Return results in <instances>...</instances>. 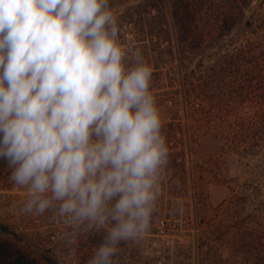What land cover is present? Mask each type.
I'll list each match as a JSON object with an SVG mask.
<instances>
[{
    "label": "clouds",
    "instance_id": "clouds-1",
    "mask_svg": "<svg viewBox=\"0 0 264 264\" xmlns=\"http://www.w3.org/2000/svg\"><path fill=\"white\" fill-rule=\"evenodd\" d=\"M119 32L110 0H0V159L21 214L103 233L87 264L147 236L169 165L153 69Z\"/></svg>",
    "mask_w": 264,
    "mask_h": 264
},
{
    "label": "rangeland",
    "instance_id": "rangeland-1",
    "mask_svg": "<svg viewBox=\"0 0 264 264\" xmlns=\"http://www.w3.org/2000/svg\"><path fill=\"white\" fill-rule=\"evenodd\" d=\"M147 1L151 0L110 2L118 27H124L121 21L130 13L146 12ZM152 1L161 8L169 4V0ZM149 19L144 14L135 16L131 23L136 30L127 25V37L131 39L133 32L145 31ZM168 22L171 25L169 16ZM170 35L175 47L172 28ZM139 49L153 69V79L164 73L168 81L173 75L171 82H163L164 89L156 86L151 90L162 113L164 136L189 133V140L184 160L169 163L166 169L150 232L142 240L120 246L115 264H130L132 249L136 260L154 258L155 264H264V149L257 156H244L237 147L239 126L244 116L249 115L252 121L254 113L237 112L226 117L216 114L209 103L183 93L184 72L191 75L195 70L193 57L185 60L181 73L174 63L161 68L163 55ZM165 90L174 94L162 95ZM181 149L182 146L178 148ZM10 174L8 164L0 168V225L15 233L11 244L35 258L49 250L65 264L91 257L101 244L96 237L82 235L74 244H68V229L59 220L51 219L50 214H21L19 207L25 192L8 180ZM53 229L58 233L48 238L46 231ZM91 241L95 244L89 250Z\"/></svg>",
    "mask_w": 264,
    "mask_h": 264
},
{
    "label": "trees",
    "instance_id": "trees-1",
    "mask_svg": "<svg viewBox=\"0 0 264 264\" xmlns=\"http://www.w3.org/2000/svg\"><path fill=\"white\" fill-rule=\"evenodd\" d=\"M115 1L110 0L111 3ZM254 1L169 0L167 8H161L151 0L146 2V12L130 13V17L121 21L124 27L119 26L122 44L163 55L161 68L174 63L182 73L185 60L189 56L195 59V70L191 75L184 72L182 77L185 96L209 103L210 109L223 117L237 112L254 113L252 121L247 115L238 125L237 147L244 156H257L264 149V0L253 4ZM142 14L150 17L147 29L133 32L129 39L127 25L130 30H136L131 22ZM172 78L173 75L166 81L165 74L160 73L152 79L151 90L157 89L156 86L164 89L165 82H171ZM161 94L174 93L165 90ZM170 158L173 163L177 156L171 154ZM7 164L6 160L0 159V168ZM56 233L58 230L53 229L45 235L52 238ZM14 234L8 227L0 225V264H65L49 250L41 257L28 256L11 244L10 238ZM94 237L98 243L103 242V235L90 234V238ZM94 244L95 241H91L87 249H92ZM130 253V264L157 263L154 258L136 260L133 249ZM89 258L79 259L77 264H87Z\"/></svg>",
    "mask_w": 264,
    "mask_h": 264
},
{
    "label": "built area",
    "instance_id": "built-area-1",
    "mask_svg": "<svg viewBox=\"0 0 264 264\" xmlns=\"http://www.w3.org/2000/svg\"><path fill=\"white\" fill-rule=\"evenodd\" d=\"M189 133H182V134H179V133H176L174 136L172 135V137H166V141H167V144H168V147H169V154H175L177 156L176 160L174 162H182L184 160V150H185V147L187 145L186 143V140L188 139L189 140ZM183 147V149L181 150H178V148L180 147ZM170 155H169V163H171V158H170ZM162 193H163V187L161 189V196L160 198L162 197Z\"/></svg>",
    "mask_w": 264,
    "mask_h": 264
}]
</instances>
